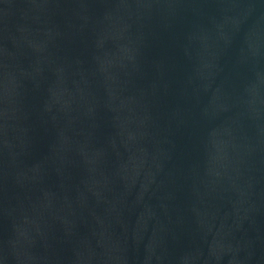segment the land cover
Listing matches in <instances>:
<instances>
[{"label":"water","instance_id":"water-1","mask_svg":"<svg viewBox=\"0 0 264 264\" xmlns=\"http://www.w3.org/2000/svg\"><path fill=\"white\" fill-rule=\"evenodd\" d=\"M0 264H264V0H0Z\"/></svg>","mask_w":264,"mask_h":264}]
</instances>
